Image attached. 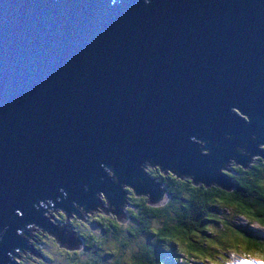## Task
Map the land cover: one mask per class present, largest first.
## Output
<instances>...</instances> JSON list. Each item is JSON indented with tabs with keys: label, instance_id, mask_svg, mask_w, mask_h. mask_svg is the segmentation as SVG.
Returning a JSON list of instances; mask_svg holds the SVG:
<instances>
[{
	"label": "water",
	"instance_id": "water-1",
	"mask_svg": "<svg viewBox=\"0 0 264 264\" xmlns=\"http://www.w3.org/2000/svg\"><path fill=\"white\" fill-rule=\"evenodd\" d=\"M253 136L264 143V0H0V264L41 257L26 225L72 242L47 207L82 218L104 192L117 215L124 185L157 198L145 161L232 189L219 170L246 167L236 149L256 154Z\"/></svg>",
	"mask_w": 264,
	"mask_h": 264
},
{
	"label": "clouds",
	"instance_id": "clouds-1",
	"mask_svg": "<svg viewBox=\"0 0 264 264\" xmlns=\"http://www.w3.org/2000/svg\"><path fill=\"white\" fill-rule=\"evenodd\" d=\"M149 2L150 0H144L145 4ZM231 111L245 123H250V118L238 108L233 107ZM192 139L199 145L201 155H210V151L205 150V145L208 142ZM252 140L257 144L256 154L248 153L244 148L236 149L241 157L247 158V166H244L241 171L250 173L243 179L251 185V189L248 193H242L241 196L252 205L251 212L242 210L239 201L228 202L218 196L211 198L202 196L201 201L203 202H198V207L194 210L200 215L192 229L185 232L179 225L190 223L191 221L187 217H191L194 211L190 204H183L181 201L195 200L193 189H204L205 192H210L213 187L218 186L221 190L226 188L216 182H201L194 175L183 174L173 168L164 170L177 186L170 195L167 185L158 183L155 179L156 176L163 175L160 171L162 166L149 160L141 165V173L159 185L160 194L153 199L151 193L145 192L137 199L147 203L150 208L160 210L159 215H144L140 209L128 206L125 203L126 197H124L120 204L124 207L119 214L113 215L110 210L105 209L106 215L101 213L90 215L87 218L89 221L99 217V223L90 228L88 224L75 217L66 225L64 220L68 218L65 217L64 212L55 213L56 219L53 220L50 215L51 207L42 204L41 207H47L46 218L59 230L64 231L67 235L70 233L72 242L57 238L58 234L49 235L50 232L41 235L39 231H33L35 224L26 225L25 228L32 237H39L42 240L41 250L51 264H100V261L102 264H143V261L147 259L146 252L149 251L155 264H234L233 253L235 259L243 258L250 261L251 264H264V246L258 247L251 255L244 253L241 257L242 250L233 248L230 236L232 231L247 232L251 235L264 234V208L258 207V202L264 199V155H262L264 143H258L255 136L252 137ZM227 163L230 168H240L242 165L236 157L230 158ZM224 165L219 170V174L226 177ZM104 171L112 181L117 178L113 171L107 168ZM234 184L237 185L235 182ZM205 185L208 187L204 188ZM227 190L231 193L238 192L236 187ZM85 191L88 189L85 188ZM173 196L177 198L173 199ZM97 197L103 199L106 196L104 192H100ZM51 203L48 201V204ZM17 215H21V213L18 212ZM208 221H215V223H208ZM70 224H74L76 227L72 228L69 226ZM105 229L108 230L107 233H105ZM5 231L7 230L5 229ZM201 233L207 235H201ZM17 235L23 238L25 231L18 229ZM82 236L84 238H81ZM254 236L264 240V237ZM89 238L96 244V247L91 251L88 250ZM2 239L3 233H0V240ZM32 242L35 243V241ZM225 254H228L227 259ZM10 256L14 264H44L35 256H24L23 259L15 260L13 258L16 255L10 254Z\"/></svg>",
	"mask_w": 264,
	"mask_h": 264
},
{
	"label": "trees",
	"instance_id": "trees-1",
	"mask_svg": "<svg viewBox=\"0 0 264 264\" xmlns=\"http://www.w3.org/2000/svg\"><path fill=\"white\" fill-rule=\"evenodd\" d=\"M242 168H244L242 165L240 166V168H230L228 163L224 166V174L226 175V177L231 178V180H233L237 184V185H235L233 182V187H236L238 189L237 193H231L230 191H228L226 189L221 190L218 186L213 187L210 192H205L204 189H199V190L193 189V192L195 193L196 199L191 201V202L181 201V203L190 204V207L194 211L198 207V202H201V203L203 202V201H201L202 196L206 197V198L218 196L220 199H223V200L228 201V202L239 201L242 205V210H244L246 212H251L252 205L249 203V201L247 199H245L241 196L242 193H248L251 189V185L243 179L246 175H249L250 173H246L244 171H241ZM160 171L163 173V175L156 176L155 179L158 181V183L167 185L168 189L170 190V195H171L173 190H175L177 186H176L175 182L172 180L171 176H169V174L167 172L164 174V172L162 170H160ZM204 188H207V187L204 186ZM130 189L132 191V194H129L126 197V201H125V203L128 204V206L132 207L133 209H140L144 215H149V214L159 215L160 214V210H158L156 208L148 207L147 203L137 199V197L141 196V195H137L132 188L124 185V190H125L126 195L128 194V192H131V191H129ZM176 198H177L176 196H173V199H176ZM100 200H101V205H104V204L110 205L106 198H103ZM100 207H102V206H99L97 209H99ZM258 207L264 208V199H262L260 202H258ZM78 209H80L82 216L85 213H88L82 207H79ZM97 209H95V210H97ZM95 210H91V211H89V213H92ZM182 211H183V209H182ZM71 215H75V214L72 213ZM103 215H106L105 212H103ZM199 215H200V213H196L194 211V214L191 217H187V219H189L191 222L190 223H181L179 225V227L181 229H183L185 232L190 231L192 229L193 225L196 223ZM89 222L91 223L92 220ZM98 223H99V217L96 220H94L93 224L96 225ZM208 223H215V221H208ZM91 226H92V224H91ZM100 226L103 227V225H100ZM74 227H76V226L74 225ZM41 231H43V230H41ZM107 231L108 230L105 229V233H107ZM145 231H146V229H145ZM201 235H207V234L201 233ZM254 235L264 237V234H253V235H251L247 232L241 233L239 231H232L230 233L231 244H232L234 249L242 250L241 252H243V254L248 253L249 255H251L255 252V250L258 247L264 246V240L258 239ZM23 238H27L28 240H30V237H28L26 234ZM81 238H84V237L82 236ZM89 240H90V243L88 245V250L91 251L96 247V244L94 242H91V238H89ZM34 241H35V243H33L32 241L31 242L28 241L29 245L30 246L31 245L32 246H39L41 248L42 240L39 239V237H36V239ZM39 247H38V249H39ZM38 249L35 248V251ZM158 255H159V253H158ZM32 256H33V254H31V253L28 255V257H32ZM146 256H147V259L143 261V264H155L150 251L146 252ZM241 257H242V255H241ZM233 260H234V262H236L237 259L234 258ZM100 264H102V261H100Z\"/></svg>",
	"mask_w": 264,
	"mask_h": 264
},
{
	"label": "rangeland",
	"instance_id": "rangeland-1",
	"mask_svg": "<svg viewBox=\"0 0 264 264\" xmlns=\"http://www.w3.org/2000/svg\"><path fill=\"white\" fill-rule=\"evenodd\" d=\"M169 170V169H168ZM126 186H128V185H126ZM129 187V186H128ZM131 188V187H130ZM133 189V188H132ZM135 191V190H134ZM129 194H132V191L131 192H128V194L126 195V197L129 195ZM99 198V197H98ZM102 207H100L99 209H97V210H95V211H93L92 213H85L84 215H83V217L82 218H78L76 215H71V217H68V216H66L65 214V217H67L68 219L67 220H64V223L66 224V225H68L69 224V221H71V219L73 218V217H75L77 220H81V221H84L85 222V224H88L89 225V227L91 228L94 224V220H92V222L90 223L89 222V220L87 219L90 215H92V214H96V213H101V214H103V212H105V214H107V212L105 211V209H108V210H110L111 211V213L113 214V215H116V212H115V209H113V207L111 208V206L110 205H108V204H104V205H101ZM58 212H63L62 210H54V209H52V211H51V213H50V215H51V218L53 219V220H55L56 219V216L54 215L55 213H58ZM46 213V212H45ZM46 217V216H45ZM59 223V222H58ZM91 224H92V226H91ZM70 227H72V228H75L74 227V225L73 224H70L69 225ZM95 227V226H94ZM33 231H39L40 233H41V235L43 234V233H45V232H47V231H41V229H38V228H36L35 226L33 227ZM49 235H52L51 233H49ZM36 239V237H32V239L30 238V240H28L29 242H31V241H34ZM40 239V238H39ZM41 245H42V242H41ZM31 247H32V249H34L35 250V248L36 249H38V247L39 246H32L31 245ZM46 247V246H45ZM236 250H238V249H236ZM36 252H38V254L41 256V257H36L35 255H33V256H35L36 258H37V260H42L43 262H44V264H51V262L48 260V257H46V256H44V254H42L43 253V251L41 250V248L39 247V249L38 250H36ZM41 252V253H40ZM30 253L27 251V250H24L23 252L21 251V252H18V255L20 256V258H18V257H14L13 259L15 260V259H23L24 258V256H28ZM241 255H242V257H243V252H241ZM225 258L227 259L228 258V254H225ZM232 258L234 259L235 258V255H234V253H233V255H232ZM234 264H251V262L250 261H248V260H246V259H243V258H241V259H237L236 260V262H234Z\"/></svg>",
	"mask_w": 264,
	"mask_h": 264
},
{
	"label": "bare ground",
	"instance_id": "bare-ground-1",
	"mask_svg": "<svg viewBox=\"0 0 264 264\" xmlns=\"http://www.w3.org/2000/svg\"><path fill=\"white\" fill-rule=\"evenodd\" d=\"M48 202V201H47Z\"/></svg>",
	"mask_w": 264,
	"mask_h": 264
}]
</instances>
